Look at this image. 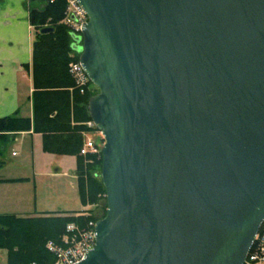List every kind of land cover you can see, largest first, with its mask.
I'll return each instance as SVG.
<instances>
[{
  "label": "water",
  "instance_id": "1",
  "mask_svg": "<svg viewBox=\"0 0 264 264\" xmlns=\"http://www.w3.org/2000/svg\"><path fill=\"white\" fill-rule=\"evenodd\" d=\"M77 2L107 211L75 264H245L264 222V0Z\"/></svg>",
  "mask_w": 264,
  "mask_h": 264
},
{
  "label": "trees",
  "instance_id": "2",
  "mask_svg": "<svg viewBox=\"0 0 264 264\" xmlns=\"http://www.w3.org/2000/svg\"><path fill=\"white\" fill-rule=\"evenodd\" d=\"M28 6L30 22L36 28L32 62L33 119L20 116L18 112L0 118V134L4 140H8L17 132L33 129L43 135V149L46 152L76 155L78 170L86 169L89 172L93 165L85 162L80 149L82 132L87 129L85 122L91 119L89 99L97 92V87L91 82L85 93L72 89L74 80L69 72V63L72 60L71 52H77V49L69 30L61 23L65 2L28 0ZM46 23L53 30L42 33L41 29ZM98 154L96 164L101 168V151ZM95 157V154L88 156V160L92 161ZM87 178V182L80 179L81 199L85 202L89 197L95 202L98 193H106L105 187L97 175L88 173ZM79 218L72 213L27 217L0 214V249L7 251L8 264H53L55 256L46 247L47 242L52 240L59 244L66 235L68 224L93 219L92 215L81 220ZM256 249L254 244L252 251Z\"/></svg>",
  "mask_w": 264,
  "mask_h": 264
},
{
  "label": "crops",
  "instance_id": "3",
  "mask_svg": "<svg viewBox=\"0 0 264 264\" xmlns=\"http://www.w3.org/2000/svg\"><path fill=\"white\" fill-rule=\"evenodd\" d=\"M29 14L28 0H0V118L18 112L33 119L32 62L36 28ZM72 157L76 166L73 155L46 152L43 135L33 129L17 132L8 140L0 134V214L27 217L72 211V206L45 208L43 202L47 199L42 197L46 194L52 197L56 185L62 182L61 175L72 171L69 164ZM23 166H28L29 172H24ZM30 201L31 206H27ZM0 257L1 263L5 257L3 254Z\"/></svg>",
  "mask_w": 264,
  "mask_h": 264
},
{
  "label": "built area",
  "instance_id": "4",
  "mask_svg": "<svg viewBox=\"0 0 264 264\" xmlns=\"http://www.w3.org/2000/svg\"><path fill=\"white\" fill-rule=\"evenodd\" d=\"M46 1L54 3L58 0ZM67 2L68 7L65 11L63 21L69 27V32L74 39V44L80 45V41H76L74 36H82L83 27L88 21V16L77 0H67ZM69 72L74 80V87H72V89L75 88L78 89L79 92L85 93L88 87H90L91 81L79 59L70 61ZM85 125L87 129L83 131L84 140L80 149V153L83 155L100 150L103 147V143H97L89 135L93 132H99L104 139L102 132L96 127L92 119L86 121ZM69 227L72 232L71 234H66L63 243L58 244L52 240L47 242L46 247L55 256L53 264H75L82 260L85 254L95 245V229H80L73 224H69ZM254 244H256L257 249L255 251L251 249L245 264H264V222L256 235Z\"/></svg>",
  "mask_w": 264,
  "mask_h": 264
},
{
  "label": "rangeland",
  "instance_id": "5",
  "mask_svg": "<svg viewBox=\"0 0 264 264\" xmlns=\"http://www.w3.org/2000/svg\"><path fill=\"white\" fill-rule=\"evenodd\" d=\"M63 1L66 4V8H65V11H66V9L68 7V2H67V0H63ZM65 11H64V15H63V18L61 20V23L64 24L67 27V29L69 30V27L63 21V19L65 17ZM44 26L45 27L50 26V24L46 23ZM79 44H82V41H80ZM70 56L72 57V60H78V59L80 60V51H78V50H77V52L72 51ZM93 85L91 87H93ZM98 92H99V90L97 88L96 93H98ZM89 136H91L97 143H99V144L103 143V145L105 144V140L101 137V134L99 132H93ZM82 137L84 138L83 132H82ZM100 151H101V149L94 151V152H90L87 155H83L80 153L82 155V157L85 159L86 163L90 162L93 165L92 169L89 172L86 169L81 171V172L78 170L77 156L73 155L76 157V166H74V158L72 157V161H71V163H69V164H71L70 166H72V169H70L72 171L65 174V175H63V174L61 175V177H62L61 181L62 182L60 184L56 185V190H54V192L51 193V194H53L52 197L47 196V194L45 196H42V197H45V199H47L46 201L43 202L45 208L64 209L67 206L68 207L72 206L71 207L72 211H68L66 213H72V215H77V217H81V218H79L80 220L85 218L88 215H92L93 219H91V220H89L87 218V219L80 221V222L70 223V224L75 225L76 227H79L80 229H90V230L95 229L96 222L99 219L103 218L106 214V211H107L106 193H102V192L98 193L97 197L95 199V202H92L91 200H89V197L87 198L88 199L87 201L83 202L81 199V194H80V189H79V183L81 181L80 179L83 178L87 182L88 173L95 174L98 176L99 179H101L102 167L99 168V166H97V164H96V159L99 158L98 153H100ZM101 153H102V151H101ZM93 154H95V156H96L95 159L92 161L88 160V156L90 157ZM101 156H102V154H101ZM68 162H70V161H68ZM58 163H59V160H58ZM6 170H9V172H10V168H8ZM23 170H24V172H29V167L23 166ZM15 172L16 171H13L12 173H15ZM60 188L67 189V191L65 190L66 192H64ZM27 206H31V201L27 204ZM28 212H30V211H28ZM58 213H60V212H58ZM66 213H61V214H66ZM47 214H56V213L52 212V213H46L43 215H47ZM66 231H67L66 234H71V232H72L70 227H69V224L67 225ZM65 238H66V235L63 236L61 243H63V241H65ZM64 246H66V245H64ZM67 247H65V248H67ZM0 254H3V256L5 257V260H3L0 264H8L7 251L5 249H0ZM6 259H7V261H6ZM0 261H1V259H0Z\"/></svg>",
  "mask_w": 264,
  "mask_h": 264
}]
</instances>
